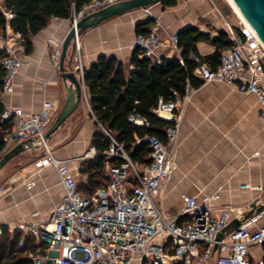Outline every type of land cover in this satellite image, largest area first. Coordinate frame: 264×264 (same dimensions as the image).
Here are the masks:
<instances>
[{
	"label": "built area",
	"instance_id": "1",
	"mask_svg": "<svg viewBox=\"0 0 264 264\" xmlns=\"http://www.w3.org/2000/svg\"><path fill=\"white\" fill-rule=\"evenodd\" d=\"M119 0H90L80 9H72L70 27L86 14L114 4ZM145 11L148 6L143 7ZM6 17L12 13L5 12ZM161 27L159 19H154L147 34L135 37L134 46H139L145 55H153L160 45L177 48L175 33L168 43L158 37ZM225 31L232 41V47L224 50L215 68H210L196 56L198 65L194 76L202 82L221 81L242 93L255 94L261 109L259 118L264 121V44L249 24L239 22L237 30L226 24ZM75 70L80 76L81 100L91 113L88 96L83 82V65L79 52L78 35L74 38ZM62 41L49 55L53 70L58 69ZM0 49L5 51L0 60L4 74L0 80L3 93L13 91V79L19 72L21 58L18 52H25L19 32L13 31L8 24L0 32ZM193 88L187 83L185 93L175 100H158L153 112L172 124L164 127L165 139L154 134H146L143 140L149 148V163L137 165L129 158L123 145L109 133L111 144L103 154L107 158H117L116 164L106 163L107 184L95 190L92 195L78 191L74 174L70 173L67 160H61L52 154L51 147L44 139L52 116L58 111L55 100L44 98L38 111L24 113L19 109H4L2 119L10 118L11 126L4 137V146L0 154L9 150L20 141L34 138L43 147V155L35 160L36 166H53L63 187V196L47 220L17 229L25 235H33L35 243L47 244L43 254L33 256L34 264H207L215 256V264H264L261 259L250 260L249 250L264 242V209L241 222L220 240L216 235L234 217L243 214L239 206L227 205L217 216H211L208 196L199 204L192 195L183 196V213L191 219L182 223L177 218L166 216L155 201L172 172L177 168L175 162L176 140L181 121L183 104L188 101ZM168 113V117L161 112ZM128 120L136 125H148V121L131 114ZM91 149L90 157L95 155ZM261 190V186H250ZM0 187V191H4ZM260 221V222H259ZM217 243L216 250H213ZM23 245V239L18 246ZM170 246L171 252L165 251Z\"/></svg>",
	"mask_w": 264,
	"mask_h": 264
},
{
	"label": "crops",
	"instance_id": "2",
	"mask_svg": "<svg viewBox=\"0 0 264 264\" xmlns=\"http://www.w3.org/2000/svg\"><path fill=\"white\" fill-rule=\"evenodd\" d=\"M176 1L174 6L157 2L149 5L147 11L133 9L81 30L78 43L83 68L99 54L114 55L127 65L137 36L135 23L149 17L160 20L158 37L166 43L171 34L185 26H198L215 35L216 30H225L229 24L213 0ZM69 28L70 16L51 17L47 25L31 37V51L18 52L21 64L13 79V91L0 90V103L5 109L35 112L44 98L55 100L61 107L64 84L58 69L53 70L49 55L63 41ZM196 46L200 55L214 49L206 41H198ZM178 55L179 50L164 44L158 46L151 57L159 61L161 57ZM69 64L80 80L71 46L64 59V66ZM260 109L255 94L242 93L221 81L203 82L191 90L181 111L175 151L177 168L155 196L166 216L178 219L186 215L183 213L184 195L194 196L199 204L205 197L214 195L208 203L211 216H217L227 205L239 206L245 212L253 201L264 204V121L259 118ZM97 127L95 118L81 100L47 140L54 157L67 160L66 165L78 185L86 181L80 168L82 161L90 158L88 152L94 150L90 141ZM25 146L26 150L0 168V187L5 188L0 191V228L6 225L13 230L20 225L47 220L63 196L56 169L35 165V160L43 155V147L34 140H29ZM243 184L262 189L243 187ZM249 255L258 260L262 251L254 246Z\"/></svg>",
	"mask_w": 264,
	"mask_h": 264
},
{
	"label": "trees",
	"instance_id": "3",
	"mask_svg": "<svg viewBox=\"0 0 264 264\" xmlns=\"http://www.w3.org/2000/svg\"><path fill=\"white\" fill-rule=\"evenodd\" d=\"M90 0H3L0 7V32L6 24L19 32L25 45V53L32 49L31 37L43 29L51 17L68 18L72 9L78 10ZM176 0H162L167 6H174ZM5 12L12 13L6 17ZM154 22L153 17L135 23V33L147 34ZM237 30V26L233 25ZM178 56L161 57L159 61L145 55L139 46H134L129 63L126 65L114 55L99 54L87 68L83 69V82L87 91L91 115L95 118L97 129L93 132L90 144L95 155L82 161L80 172L86 181L78 185V191L92 195L96 189L107 184L105 164H116L121 160L107 158L103 153L111 144L109 133L121 143L129 158L137 165L149 163V148L143 140L146 134H154L164 140V127L172 124L170 120L157 116L153 109L158 100L164 102L182 97L188 83L194 88L203 83L197 79L193 71L199 62L196 56L210 68L219 63L221 53L232 47L225 30H216L215 35L202 31L198 26H185L176 33ZM198 41H206L214 49L207 55H200L196 46ZM5 51L0 49V60ZM4 71L0 65V80ZM1 85V82H0ZM4 106L0 103V153L4 146V137L9 132L11 119H2ZM138 115L148 121V125H136L128 117ZM1 155V154H0ZM190 215L177 219L178 223L189 221ZM23 239V245L18 242ZM262 251L264 262V242L258 245ZM47 244L43 241L35 243L33 235H25L20 229L10 230L3 225L0 228V264H34L32 257L43 254ZM171 252L170 246L164 248ZM214 258L213 255L210 260ZM252 261V257L249 255ZM215 262V260H214ZM141 264H148L144 259ZM172 264H182L175 261Z\"/></svg>",
	"mask_w": 264,
	"mask_h": 264
},
{
	"label": "water",
	"instance_id": "4",
	"mask_svg": "<svg viewBox=\"0 0 264 264\" xmlns=\"http://www.w3.org/2000/svg\"><path fill=\"white\" fill-rule=\"evenodd\" d=\"M162 0H119L114 4L100 8L92 13L86 14L80 18L76 25L70 27L67 31L61 46V55L58 65L59 76L63 81L65 96L64 101L59 108L56 116L47 128L44 139L47 141L65 120L74 112L81 101V82L76 77L75 71L69 64L64 66V59L69 46L74 47L75 35L85 28L94 26L99 22L110 17L125 13L127 11L143 8L152 5ZM238 10L241 12L248 24L253 28L260 41L264 44V0H232ZM0 7H3V1L0 2ZM34 140V138L20 141L9 150L0 155V168L9 161L13 156L26 150V142ZM264 209V204H256L255 201L249 204L241 216L233 218L220 232L216 235V240H220L226 236L231 230L237 227L241 222L252 217L255 213ZM217 243L214 244L213 250H216Z\"/></svg>",
	"mask_w": 264,
	"mask_h": 264
},
{
	"label": "rangeland",
	"instance_id": "5",
	"mask_svg": "<svg viewBox=\"0 0 264 264\" xmlns=\"http://www.w3.org/2000/svg\"><path fill=\"white\" fill-rule=\"evenodd\" d=\"M217 8L221 12V15L226 19L230 26L237 25L240 22V18L234 9L230 6L227 0H213ZM214 258L208 261L207 264H215Z\"/></svg>",
	"mask_w": 264,
	"mask_h": 264
},
{
	"label": "bare ground",
	"instance_id": "6",
	"mask_svg": "<svg viewBox=\"0 0 264 264\" xmlns=\"http://www.w3.org/2000/svg\"><path fill=\"white\" fill-rule=\"evenodd\" d=\"M228 3L230 4V6L234 9V11L237 13V15L239 16L240 18V21L245 23V24H248V22L245 20V18L243 17V15L241 14V12L238 10V8L235 6V4L233 3L232 0H227ZM161 115L164 116V117H168V113L166 112H161ZM164 264H167L166 262H164Z\"/></svg>",
	"mask_w": 264,
	"mask_h": 264
}]
</instances>
